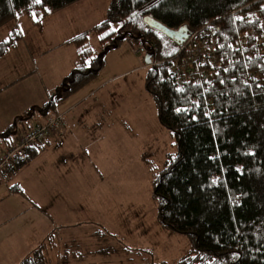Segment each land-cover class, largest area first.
Returning a JSON list of instances; mask_svg holds the SVG:
<instances>
[{
	"label": "trees",
	"instance_id": "trees-1",
	"mask_svg": "<svg viewBox=\"0 0 264 264\" xmlns=\"http://www.w3.org/2000/svg\"><path fill=\"white\" fill-rule=\"evenodd\" d=\"M74 1L0 0V25L23 14L39 25ZM151 20L212 40L215 65H202L209 79L178 83L169 76L181 43ZM90 34L98 37L97 51L86 44ZM18 37L12 26L0 39V56ZM124 40L150 50L143 86L158 123L174 139V151L151 181L159 224L189 241L173 264H264V0H108L103 19L67 39L76 57L47 99L15 115L0 136H11L21 121L28 124L30 114L53 112L96 76L105 52ZM35 153L36 145L26 147L6 170ZM35 253L15 264H39Z\"/></svg>",
	"mask_w": 264,
	"mask_h": 264
},
{
	"label": "rangeland",
	"instance_id": "rangeland-1",
	"mask_svg": "<svg viewBox=\"0 0 264 264\" xmlns=\"http://www.w3.org/2000/svg\"><path fill=\"white\" fill-rule=\"evenodd\" d=\"M107 2L76 0L43 16L39 25L24 14L0 25V39L12 26L21 33L0 56V84L15 78L0 91V124L47 99L76 57V46L64 41L103 19ZM86 44L97 51L98 37L90 34ZM138 46L124 40L108 49L96 76L60 103L70 105L69 114H78L84 128L91 126L77 137L80 143L94 138V121L106 120L89 147L79 149L75 140L69 145L66 174L48 168V152L42 151L11 176L28 194L24 202L39 208L27 210L23 219L21 214L15 228L24 238L14 247L10 243L0 255L2 264H15L34 249L39 264H173L187 252L188 239L159 224L151 199L152 178L175 145L143 86L150 50ZM94 95L99 100L92 101ZM36 118L30 114L27 122ZM8 181L0 183L3 195L14 186Z\"/></svg>",
	"mask_w": 264,
	"mask_h": 264
},
{
	"label": "crops",
	"instance_id": "crops-1",
	"mask_svg": "<svg viewBox=\"0 0 264 264\" xmlns=\"http://www.w3.org/2000/svg\"><path fill=\"white\" fill-rule=\"evenodd\" d=\"M20 37H21V33H20ZM20 37L18 38L20 39ZM66 41L67 40H65L64 42ZM66 43H69V42H66ZM14 79L15 78H11L10 80H6L2 84H0V91L5 89V87L7 86V82L11 83ZM89 89L90 90L88 93L87 92H84L85 94L83 93V97H87L90 94V92L94 90L93 87H90ZM91 100L97 101L99 100V97L97 95H94ZM67 105L68 107L70 106L69 104ZM68 107L61 106L59 104V106L56 108L60 111H64L66 129L64 131L63 136L56 140L46 139V140L37 142L35 144L36 153L33 156V157H36L37 154L42 153V151H47L49 155V159H48L49 167L48 168L51 169L57 166L59 171H56V175L62 176V177L64 176V174H66L64 170L68 169V167L72 164L71 163L72 155H70V158H68V155H66L69 145L72 144L73 141L75 140V142H78V145L81 146V148L78 147L79 149H82L83 146L89 147V144H91L90 142L93 141L95 137L100 135L97 133H99V131H102L103 127L106 126L105 119H104V122L102 121L101 123L94 121L96 125L95 127H92L95 129V133H96L94 134L95 136H92L94 138H90L92 140L85 139L84 142L80 143L79 140H77V137L80 134L81 135L86 134L85 130L86 129L91 130V126L87 125L88 128H84L83 123L80 121V116L76 114L75 112H72L71 114H69L70 111L67 110ZM9 117L10 116H8L6 119H4L1 122L0 124L1 131L9 124V119H10ZM9 141H10V136L0 138V152L9 143ZM65 155L67 159L62 158V157H65ZM33 157L28 159L24 164L20 166H15L14 169H11L10 171L6 170L0 177V183L3 181H8L9 179L13 183L14 179L13 178L11 179V176H13L15 171L21 168L23 165H28L31 162V159ZM57 160L59 161L56 162ZM74 161H77V159ZM39 165L40 163H38V166ZM38 169H40V167H38ZM38 173L40 174V170H38ZM53 175H54V172L47 171V176H53ZM32 176H33V179L36 178L34 174H32ZM9 189L10 191H9V194L7 195H3L6 191L5 188H3V191L0 192V255H3V252H5L10 247V243L14 247L16 244H18V241L20 242L21 239L24 238V236H21L23 234L22 231H19L17 228H15V227H19L18 219L20 218L21 214H22V219H23L24 214L26 213L27 210H30L33 207L39 208L37 205V202L31 201L30 203H27L28 205L24 202V196H26L27 193L23 190H20L21 188L18 186V183L16 181H14V186H11V188ZM9 196H13V197L8 198ZM27 197H30V196H27ZM13 200H17L19 202V207L14 208ZM46 237L47 236H44V238ZM0 264L2 263L0 262Z\"/></svg>",
	"mask_w": 264,
	"mask_h": 264
},
{
	"label": "built area",
	"instance_id": "built-area-1",
	"mask_svg": "<svg viewBox=\"0 0 264 264\" xmlns=\"http://www.w3.org/2000/svg\"><path fill=\"white\" fill-rule=\"evenodd\" d=\"M213 42L196 39L189 34L181 42L180 54L168 68L169 76L178 83L209 79V71L202 67L215 65L216 55ZM66 129L64 111L54 110L36 118L33 122L18 123L10 136V142L0 152V177L15 158L23 157L25 148L46 139L56 140L63 136Z\"/></svg>",
	"mask_w": 264,
	"mask_h": 264
},
{
	"label": "water",
	"instance_id": "water-1",
	"mask_svg": "<svg viewBox=\"0 0 264 264\" xmlns=\"http://www.w3.org/2000/svg\"><path fill=\"white\" fill-rule=\"evenodd\" d=\"M149 23L150 25H152L154 28L161 31L166 36L170 38L175 37L176 39H178V43H181L188 35V33H181L180 27L176 29H171V28L166 27L165 25H163L161 22L157 20H151Z\"/></svg>",
	"mask_w": 264,
	"mask_h": 264
},
{
	"label": "snow or ice",
	"instance_id": "snow-or-ice-1",
	"mask_svg": "<svg viewBox=\"0 0 264 264\" xmlns=\"http://www.w3.org/2000/svg\"><path fill=\"white\" fill-rule=\"evenodd\" d=\"M32 2L35 3V4H40V3H42V0H32ZM33 18L34 19L36 18V14L35 13H33ZM177 111H179V110H177Z\"/></svg>",
	"mask_w": 264,
	"mask_h": 264
}]
</instances>
